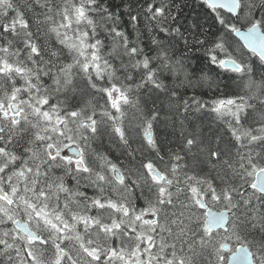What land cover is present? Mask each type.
Returning <instances> with one entry per match:
<instances>
[{"label":"snow or ice","instance_id":"1","mask_svg":"<svg viewBox=\"0 0 264 264\" xmlns=\"http://www.w3.org/2000/svg\"><path fill=\"white\" fill-rule=\"evenodd\" d=\"M137 7L0 0V264H187L165 252L175 245L163 238L157 251L158 231L171 233L161 214L174 198L226 202V214L207 222L225 231L239 227L234 210L242 205L264 213V156L251 151L264 146V0H202L219 25L211 35L195 21L184 28L182 0ZM125 15L135 39L123 29ZM179 41L201 51L198 67L176 58ZM161 97L170 111H204L222 122L208 141L181 131L182 151L205 153L219 183L184 172L185 190L179 151L167 170L149 161L134 174L93 147L108 134L130 148L135 135L161 151ZM229 173L246 186L229 182ZM249 189L259 207L245 198ZM203 223L201 245L214 234ZM171 224L187 230L182 219Z\"/></svg>","mask_w":264,"mask_h":264},{"label":"trees","instance_id":"2","mask_svg":"<svg viewBox=\"0 0 264 264\" xmlns=\"http://www.w3.org/2000/svg\"><path fill=\"white\" fill-rule=\"evenodd\" d=\"M19 3L20 0H17ZM127 3H130L133 6L134 11H139L137 7V0H126ZM142 3L143 0H140ZM113 7L116 9L117 5L121 4V0H112ZM202 0H182L183 10L180 16L181 23L184 28H188L194 21L206 31L211 33L216 31V28L219 25H214L211 14L207 13L205 9L201 7ZM117 12L123 11V9H116ZM43 10L35 8L33 15L42 14ZM128 16L123 17V29L126 30L133 39L136 38V34L132 31V26L127 23ZM145 21H142L139 25L140 31L143 34V44L147 45L148 35L145 30ZM199 34V33H197ZM201 51L197 49H186L184 48V42L179 41L176 45L175 56L177 59L183 58L191 68L198 67V59L200 57ZM162 76H167V73L162 70ZM205 74H208L207 72ZM195 79V78H194ZM169 82L170 81H166ZM172 86L171 83L169 85ZM233 87L241 92V95H244V92L237 84H233ZM188 95L191 96L192 92L189 90ZM211 96L209 92L204 99H208ZM156 99V97H152ZM253 104L257 102L255 100L251 101ZM160 111L162 113V119L157 127V134L159 138V144L161 151L159 152H150L148 149L143 148L140 144L139 137L135 136L132 139L130 148H125L117 140L108 134L102 135L97 139L93 147L99 151L106 152L109 157L120 164L125 170H132L135 174L136 170L143 171L141 168L142 164L148 163L151 161L155 163L161 169H168L169 164L171 163V154L180 152L181 155L185 157L181 164H187L186 169H182L181 174L184 172H194L200 176L205 177L206 179L215 180L217 183L220 182L217 172L218 169L210 166V163L207 161L205 153L199 152L197 149H193L192 153H187L182 151V140H181V131L187 136L189 132H199L200 135L204 138L205 141H208L212 137L216 136L220 129L223 127L221 121L217 120L215 114L207 113L204 111L196 112L190 110L188 113H184L183 110L177 113L175 110H169L166 100L161 97L160 102ZM229 137H225L227 141ZM241 151H247V149H242ZM251 151L253 154L259 152L261 156H264V146L261 145H252ZM129 152L132 155H129ZM162 157V158H161ZM229 182L236 186L245 185L246 180L241 179L239 176H233L230 173L227 176ZM181 184L185 186L184 180H180ZM173 191L175 192V186H173ZM251 189L246 195V199L251 198L252 205L259 207L257 199L251 193ZM139 195V191H137ZM145 195H148L147 187H145ZM207 203L214 208H225L226 202H216L212 199L206 200ZM233 203H236L234 201ZM162 222H165L169 227H171V236L169 234H164L162 237L164 239L170 237V240H166L169 245H173L174 242L179 244V247L176 249L167 247V253L170 254L171 251H175L178 256H186V260L190 264H225V251L222 249L223 238L218 236V233H214L210 241L205 242L204 245L200 244V231L202 222L200 219L201 215L204 216V211L200 206H196L193 201L187 199L184 195H180L179 199L174 198L173 207L167 209L166 213H162ZM264 213H251L250 209L246 206H241L239 209L234 210V218L236 219L239 227H230L229 232H232V237L234 239H228L229 243L232 245L237 244H247L252 251L257 261H260V258H264V228L261 227V224L264 223L260 219V216ZM250 216L252 218H250ZM183 220L184 224L187 225V230L184 232H179L181 225H172V220ZM203 227L206 229L205 224ZM207 230V229H206ZM161 238V235H160ZM156 242L159 241L156 238ZM182 249L186 251L181 252Z\"/></svg>","mask_w":264,"mask_h":264},{"label":"water","instance_id":"3","mask_svg":"<svg viewBox=\"0 0 264 264\" xmlns=\"http://www.w3.org/2000/svg\"><path fill=\"white\" fill-rule=\"evenodd\" d=\"M205 209V225L207 229L212 232L216 231H225L220 224L209 225L207 222L214 216H217L221 213H225V208L222 209H214L210 207L206 201L204 206H201ZM226 214V213H225ZM229 229V228H228ZM227 229V230H228ZM226 230V231H227ZM229 244L224 245V249L229 248ZM226 264H256L254 259V254L248 245L240 244L236 247V249L230 254L228 262Z\"/></svg>","mask_w":264,"mask_h":264},{"label":"flooded vegetation","instance_id":"4","mask_svg":"<svg viewBox=\"0 0 264 264\" xmlns=\"http://www.w3.org/2000/svg\"><path fill=\"white\" fill-rule=\"evenodd\" d=\"M155 164V163H154ZM201 217L202 218H204V216L203 215H201ZM164 219V218H163ZM164 234H169V232H167V231H165V232H159L158 231V234H157V236H156V238H157V240L159 241V243H157V251L159 250V248H160V244H161V238H163L162 236L164 235ZM160 235H161V238H160ZM169 236V235H168ZM166 240H170V238L168 237L167 239H164L163 238V243H166ZM228 241V240H227ZM227 243H229V241L227 242ZM224 244V243H223ZM230 244V243H229ZM167 245H169L168 243H167ZM173 245H175V247H174V249L176 248V247H179V244L177 243V242H174V244ZM171 248V247H170ZM233 248H234V245H232V244H230V247H229V249H225V250H223V251H225V264L228 262V259H229V256H230V252L233 250ZM167 251L168 250H166L165 249V252L167 253ZM172 252V251H171ZM253 254H254V252H253ZM254 258H255V256H254ZM255 261L259 264V261H257L256 260V258H255ZM187 262V261H186ZM187 264H188V262H187Z\"/></svg>","mask_w":264,"mask_h":264},{"label":"rangeland","instance_id":"5","mask_svg":"<svg viewBox=\"0 0 264 264\" xmlns=\"http://www.w3.org/2000/svg\"><path fill=\"white\" fill-rule=\"evenodd\" d=\"M167 170V169H166ZM179 179L180 180H184V176H183V174H179ZM202 222H204V218H201L200 219ZM209 231V230H208ZM218 233V236L220 237V238H223V242H222V244L224 243V242H228L227 240L228 239H234L233 237H232V232H225V231H219V232H217ZM171 234H172V232L169 234L170 236H171ZM169 237V236H168ZM170 238V237H169ZM177 248V247H176ZM175 248V249H176ZM167 250V249H166ZM182 251H185L184 249H182V246H181V252ZM185 253H186V251H185ZM180 257H184L185 259H186V256H182V255H179ZM187 262H188V260H186ZM188 264H190L189 262H188ZM259 264H260V261H259Z\"/></svg>","mask_w":264,"mask_h":264},{"label":"bare ground","instance_id":"6","mask_svg":"<svg viewBox=\"0 0 264 264\" xmlns=\"http://www.w3.org/2000/svg\"><path fill=\"white\" fill-rule=\"evenodd\" d=\"M149 162V161H148ZM161 168V167H160ZM241 244V243H240ZM243 245H247V244H243Z\"/></svg>","mask_w":264,"mask_h":264}]
</instances>
